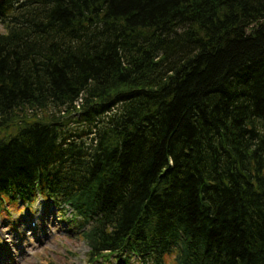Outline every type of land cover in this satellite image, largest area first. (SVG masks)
<instances>
[{"label": "trees", "instance_id": "trees-1", "mask_svg": "<svg viewBox=\"0 0 264 264\" xmlns=\"http://www.w3.org/2000/svg\"><path fill=\"white\" fill-rule=\"evenodd\" d=\"M0 24V217L39 196L93 260L264 264V0H6Z\"/></svg>", "mask_w": 264, "mask_h": 264}, {"label": "rangeland", "instance_id": "rangeland-1", "mask_svg": "<svg viewBox=\"0 0 264 264\" xmlns=\"http://www.w3.org/2000/svg\"><path fill=\"white\" fill-rule=\"evenodd\" d=\"M43 203L37 199L31 209L19 206L0 217V264H97L88 261L87 244L70 229L68 211ZM114 258L108 264H123Z\"/></svg>", "mask_w": 264, "mask_h": 264}, {"label": "bare ground", "instance_id": "bare-ground-1", "mask_svg": "<svg viewBox=\"0 0 264 264\" xmlns=\"http://www.w3.org/2000/svg\"><path fill=\"white\" fill-rule=\"evenodd\" d=\"M3 244H7V241H6V239L5 238H3Z\"/></svg>", "mask_w": 264, "mask_h": 264}, {"label": "water", "instance_id": "water-1", "mask_svg": "<svg viewBox=\"0 0 264 264\" xmlns=\"http://www.w3.org/2000/svg\"><path fill=\"white\" fill-rule=\"evenodd\" d=\"M4 0H0V3L3 2Z\"/></svg>", "mask_w": 264, "mask_h": 264}]
</instances>
